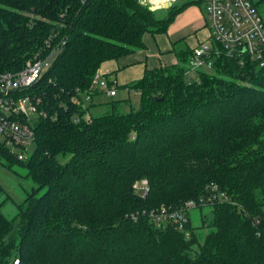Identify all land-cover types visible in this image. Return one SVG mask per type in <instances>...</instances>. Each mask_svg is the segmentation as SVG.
I'll list each match as a JSON object with an SVG mask.
<instances>
[{"label": "trees", "instance_id": "obj_1", "mask_svg": "<svg viewBox=\"0 0 264 264\" xmlns=\"http://www.w3.org/2000/svg\"><path fill=\"white\" fill-rule=\"evenodd\" d=\"M251 1L264 23V0ZM193 3L205 0L168 8L139 0H0V73L55 46L50 65L23 91L32 90L46 111L31 117L33 144L12 150L0 140V163L24 167L36 184L12 218L0 209V264H264V64L216 44L192 76L185 75L193 48L176 49V62L121 85L98 71L144 47V33L164 32ZM96 74L115 87L111 96L116 87L128 94L101 101L105 110L92 115L93 95L105 92L93 85ZM129 91L138 107L125 111ZM68 152L60 162L57 155ZM141 179L145 196L133 187ZM211 184L229 200L208 204L200 227L210 229L201 238L190 218L183 230L131 218L179 206Z\"/></svg>", "mask_w": 264, "mask_h": 264}, {"label": "built area", "instance_id": "obj_2", "mask_svg": "<svg viewBox=\"0 0 264 264\" xmlns=\"http://www.w3.org/2000/svg\"><path fill=\"white\" fill-rule=\"evenodd\" d=\"M148 4L150 8L163 7L164 2L176 0H139ZM205 14L209 37L207 42L197 44L190 57V68L198 69L204 63L209 64L204 56L211 50H216V44L226 52H233L236 56H248L250 59L264 64V23L262 22L256 6L251 0H205ZM50 54L43 58H34L23 68L17 71L0 73V140L12 150L31 147L34 140L32 118L45 116L46 111L39 108L40 97L24 93V89L33 85L36 80L50 65ZM101 79V78H100ZM96 74L92 80L93 85L105 89V93L114 95L115 87H108L104 80ZM80 96L81 93L79 92ZM89 99L90 94L75 101ZM19 156H22L19 154ZM139 188L141 196L148 191L146 179H141L133 184ZM209 193L198 197L188 198L179 206L160 205L156 208L142 209L133 213L131 218L137 219L138 214L146 217L156 224H171L179 230L189 219V210L214 202L229 200V196L221 192L216 184L207 186ZM17 259L9 264H16Z\"/></svg>", "mask_w": 264, "mask_h": 264}, {"label": "rangeland", "instance_id": "obj_3", "mask_svg": "<svg viewBox=\"0 0 264 264\" xmlns=\"http://www.w3.org/2000/svg\"><path fill=\"white\" fill-rule=\"evenodd\" d=\"M185 0H176L175 3L181 5L182 2ZM173 3V2H172ZM191 7L192 11H185L187 8ZM180 18V19H179ZM264 18V14H263ZM162 32H159V34ZM55 34V33H54ZM149 34L150 38L152 39L153 45L155 44L153 34L146 32ZM175 35L176 37L173 38V41L170 42V46L172 47L171 51H165L158 53L159 58L161 55L164 54H172L174 59L176 58L174 51L176 49H186V48H194L197 45L198 41H206L209 37V30L207 26V17L206 14L201 10L200 5L197 3H193L189 6H186L178 17L173 20V22L169 25L167 29V33L164 32L163 35ZM179 34V35H178ZM144 40V39H143ZM146 41V40H145ZM145 46L139 49H136L133 52H138L139 50L143 51V57L147 55L148 63H154V57L152 56V52H149L148 42H145ZM147 43V44H146ZM172 43V44H171ZM53 47V46H52ZM52 47L48 50L46 56L49 54V51ZM55 47V46H54ZM53 47V48H54ZM127 53L120 57L129 55ZM161 62H164L162 57ZM31 60L26 62L29 63ZM145 61V59H144ZM174 60H170L167 62H171ZM177 61V58L176 60ZM166 62V61H165ZM159 64V61H157ZM171 64V63H169ZM190 67V62L188 61L186 70ZM102 75V74H101ZM110 75V76H109ZM108 75L109 79L114 78L113 72ZM194 75V70H189L187 76ZM116 78V77H115ZM189 79V78H188ZM119 83V80H118ZM119 91L117 96H111L105 92H102L100 95L94 94L93 101L95 105L92 106L91 114L95 115L101 113L105 110V107L102 106L101 101H108L110 99L117 98L119 96L123 97L126 94V90L124 88H117ZM125 90V91H123ZM129 102L125 103L123 110H128L129 108H137L138 107V95L135 91H129ZM28 94L32 93V90L26 92ZM27 148H30L27 147ZM27 150L26 155H28L29 151ZM70 153L66 154H58L57 158L60 162H65L69 158ZM36 188V184L31 180L29 176H26V169L24 167H15L14 169H8L3 164L0 163V209L8 218H12L16 212L18 211V205L25 201V197L28 193L32 192V189ZM43 191V188H40L34 192V196H38ZM210 205H202L199 207H195L189 210V218L190 223L192 226L195 227V231L198 233L199 237L201 238L205 232H207L210 227L209 226H201L202 218L206 219L209 217L210 214Z\"/></svg>", "mask_w": 264, "mask_h": 264}, {"label": "crops", "instance_id": "obj_4", "mask_svg": "<svg viewBox=\"0 0 264 264\" xmlns=\"http://www.w3.org/2000/svg\"><path fill=\"white\" fill-rule=\"evenodd\" d=\"M199 5H200L201 10H203V12L205 13L204 4H199ZM181 11L175 16L173 20H175L178 17ZM186 11L191 12L192 8L191 7L187 8L185 11L182 12V14L185 13ZM172 22L173 21H171L170 24ZM169 25L167 26L164 32L167 33V29L169 28ZM164 32L160 34L159 33L153 34L154 41H155L154 45H153L152 39L150 38L149 34H146V33L143 34V39H144L143 41L146 40L145 42H148L149 52L150 53L152 52V56L154 57V63L149 64L147 55L143 57V51L139 50L138 52H133V53L131 52V54L123 56V57H119L117 59H111V60L104 61L99 67V70H98L99 73L105 74V76H108L111 72H113V75L111 76H114V78L116 77L115 79L117 81V84L121 85L129 81L140 78L143 75L144 70L146 68H153L160 64H169V63L176 62L175 60L177 57L174 59L172 54L161 55L160 57L164 59V62H161L160 57L157 58L158 53L172 50V47L170 46V42L173 41L174 37H176L175 35H172V34L165 36L163 35ZM207 41L208 39L206 41H198L197 44L202 43V42H207ZM174 54H175V51H174ZM170 60H174V61L167 62ZM157 61H159V64L157 63ZM118 80H119V83H118ZM125 90H126V94H125L126 96L128 94V89L125 88Z\"/></svg>", "mask_w": 264, "mask_h": 264}, {"label": "water", "instance_id": "obj_5", "mask_svg": "<svg viewBox=\"0 0 264 264\" xmlns=\"http://www.w3.org/2000/svg\"><path fill=\"white\" fill-rule=\"evenodd\" d=\"M171 5H172V1L164 2V3H163V8H168V7H170ZM231 52H232V50H231Z\"/></svg>", "mask_w": 264, "mask_h": 264}, {"label": "bare ground", "instance_id": "obj_6", "mask_svg": "<svg viewBox=\"0 0 264 264\" xmlns=\"http://www.w3.org/2000/svg\"><path fill=\"white\" fill-rule=\"evenodd\" d=\"M158 0H153V2H157Z\"/></svg>", "mask_w": 264, "mask_h": 264}]
</instances>
